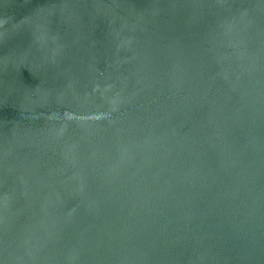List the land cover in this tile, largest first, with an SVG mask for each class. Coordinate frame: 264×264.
Listing matches in <instances>:
<instances>
[{"label":"water","instance_id":"1","mask_svg":"<svg viewBox=\"0 0 264 264\" xmlns=\"http://www.w3.org/2000/svg\"><path fill=\"white\" fill-rule=\"evenodd\" d=\"M0 264H264V0H0Z\"/></svg>","mask_w":264,"mask_h":264}]
</instances>
